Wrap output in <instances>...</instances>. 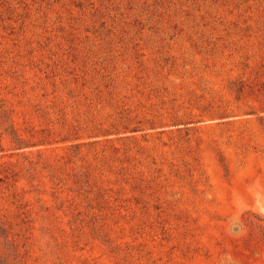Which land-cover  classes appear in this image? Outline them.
I'll list each match as a JSON object with an SVG mask.
<instances>
[{
	"label": "rangeland",
	"instance_id": "374dc122",
	"mask_svg": "<svg viewBox=\"0 0 264 264\" xmlns=\"http://www.w3.org/2000/svg\"><path fill=\"white\" fill-rule=\"evenodd\" d=\"M0 264H264V0H0Z\"/></svg>",
	"mask_w": 264,
	"mask_h": 264
}]
</instances>
